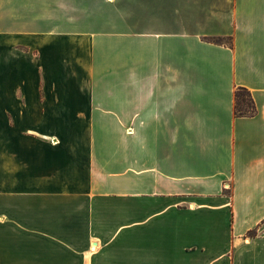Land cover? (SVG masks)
Wrapping results in <instances>:
<instances>
[{
	"label": "crops",
	"instance_id": "1",
	"mask_svg": "<svg viewBox=\"0 0 264 264\" xmlns=\"http://www.w3.org/2000/svg\"><path fill=\"white\" fill-rule=\"evenodd\" d=\"M0 264H264V0H0Z\"/></svg>",
	"mask_w": 264,
	"mask_h": 264
},
{
	"label": "trees",
	"instance_id": "2",
	"mask_svg": "<svg viewBox=\"0 0 264 264\" xmlns=\"http://www.w3.org/2000/svg\"><path fill=\"white\" fill-rule=\"evenodd\" d=\"M222 39H215V42H222ZM253 99L246 89L238 87L234 93V115L235 117H249L255 113ZM252 233H249L251 235Z\"/></svg>",
	"mask_w": 264,
	"mask_h": 264
},
{
	"label": "rangeland",
	"instance_id": "3",
	"mask_svg": "<svg viewBox=\"0 0 264 264\" xmlns=\"http://www.w3.org/2000/svg\"><path fill=\"white\" fill-rule=\"evenodd\" d=\"M226 42H227V40H226Z\"/></svg>",
	"mask_w": 264,
	"mask_h": 264
}]
</instances>
